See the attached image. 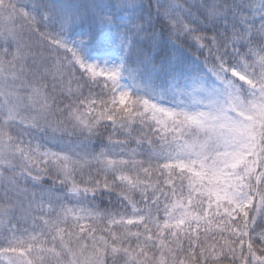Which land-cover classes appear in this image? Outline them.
Returning a JSON list of instances; mask_svg holds the SVG:
<instances>
[{
    "label": "trees",
    "instance_id": "trees-1",
    "mask_svg": "<svg viewBox=\"0 0 264 264\" xmlns=\"http://www.w3.org/2000/svg\"><path fill=\"white\" fill-rule=\"evenodd\" d=\"M121 26L125 105L59 42ZM0 135V264H264V0H0Z\"/></svg>",
    "mask_w": 264,
    "mask_h": 264
},
{
    "label": "rangeland",
    "instance_id": "rangeland-1",
    "mask_svg": "<svg viewBox=\"0 0 264 264\" xmlns=\"http://www.w3.org/2000/svg\"><path fill=\"white\" fill-rule=\"evenodd\" d=\"M80 35L84 36L85 32L82 31L78 33L76 35L78 38H75L74 36L72 38L68 37L61 42L68 45L70 48H73L77 65L81 70L85 71L88 76L94 79L109 80L115 78L117 76L116 63L120 60V56H117L119 49L112 47V45L119 44L124 39L125 34L121 31H107L98 39V44L89 41L86 37L80 38ZM234 73L245 80H249L247 75L241 73L237 69L234 70ZM112 89H114L117 99L121 103H125L127 96L132 91L130 82L125 78H120L114 81ZM159 107L162 111V115L169 119L185 112L183 105ZM225 113L224 107H222L214 117H211L210 114L205 111V108L199 106L194 108L191 114H188L189 123L192 126L213 123L218 118H224ZM4 150V146L0 139V159L4 158L2 157ZM9 259H11V261L13 260V264H29L31 261L30 259H27L25 255H22L17 259L9 257Z\"/></svg>",
    "mask_w": 264,
    "mask_h": 264
}]
</instances>
